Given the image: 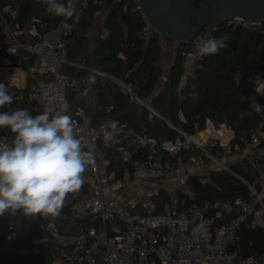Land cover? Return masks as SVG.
I'll return each mask as SVG.
<instances>
[{"label": "built area", "instance_id": "2783aa9c", "mask_svg": "<svg viewBox=\"0 0 264 264\" xmlns=\"http://www.w3.org/2000/svg\"><path fill=\"white\" fill-rule=\"evenodd\" d=\"M115 1L123 2L124 11H131L146 20L142 28L144 36L148 37L155 30L140 0ZM66 6L72 10L66 18L77 21L89 6V0H67ZM18 11L19 8L10 3L0 10L1 31L8 39L0 64L7 61L25 63V71L33 81L27 87L14 89L10 93L13 102L0 111L12 112L22 108V103H32L33 109L38 111L35 114L30 110L33 116L45 110L50 115H69L83 150H91L94 159L83 174L82 187L68 193V201L63 203L69 205L72 218L79 221L78 230L64 232L56 221L44 214L25 215L23 210H18L15 215L8 216L7 239L14 240L21 235L19 219L24 217L39 220L46 231L45 236L36 237L33 243L55 245L53 264H264V253L259 257L245 256L239 245L243 223L264 228V163L258 168L255 181L243 178L249 187L250 199L237 197L230 201L188 206L185 198L177 196V190L182 189L180 185L185 184L190 174H197L201 182H206L209 169L234 173L231 163L244 156L256 165L260 159L264 161V121L251 129L249 138L242 136L240 140H236L231 127L225 123L216 125L210 119L205 128L195 132L170 123L178 131L177 136H150L111 116L112 106H107L105 118L95 124L92 112L82 107L74 108L69 102L68 90L78 87L81 81L64 71L63 64L69 62L94 69L86 64V58L78 62L68 60L70 24L64 20L55 28L40 32V28L46 26V22H41L39 28L32 24L24 31L14 23ZM227 21L245 27L261 23L239 17ZM217 26H206L194 38L182 42L181 54L189 56L193 51L195 57L200 56L197 46L211 38ZM28 31L37 34L38 38H22ZM40 76L43 77L42 84L36 82ZM122 86L126 93L154 110L134 93L130 85ZM110 133L112 138L106 141L105 136ZM14 135L6 128L0 134V149L12 146ZM111 144H117L121 153L122 172L108 169L110 158L102 148ZM186 150L189 154L184 159L163 161V153L177 155ZM128 161L132 164H127ZM177 170L180 172L176 175ZM167 182L175 186L167 187ZM161 187H167L172 197L159 206L155 197Z\"/></svg>", "mask_w": 264, "mask_h": 264}, {"label": "trees", "instance_id": "16d2710c", "mask_svg": "<svg viewBox=\"0 0 264 264\" xmlns=\"http://www.w3.org/2000/svg\"><path fill=\"white\" fill-rule=\"evenodd\" d=\"M66 1L62 0L65 5ZM9 3L19 8L14 23H18L21 28L29 23L36 24L39 28L41 22H46V26L40 28L42 32L53 29L66 20L70 24L67 36L68 60L78 62L86 58L87 64L106 73L91 72L88 68L69 62L63 64L64 71L81 81L78 87L68 90L71 106L92 112L95 124L105 118L109 105L113 107L111 116L126 122L139 133L155 137L177 136L178 131L170 123L195 132L205 128L210 119L216 125L225 123L231 127L236 133V140H240L242 136L247 139L251 129L261 120L264 121V111L256 113L250 107L254 98L264 107V96H256L253 92L254 83L249 80L256 76L264 80V20L254 27L223 21L218 24L211 38L228 35V47L220 49L215 55L197 56L193 62L189 61V56L181 54L184 44L177 41L176 46L174 45V63L166 80L160 85L163 74L161 59L167 48L164 49L163 45L167 46L168 42L156 30L148 37L144 36L142 28L146 20L131 11H124L123 2L89 0V6L77 21L72 17H58L49 13L37 0H0V10ZM96 10L105 11L106 15L100 26L101 30L92 37L90 32L94 27ZM6 16L9 17L7 14ZM1 27L0 13V62L5 55L7 43ZM24 37L25 34L22 35ZM119 81L130 85L134 93L150 104L154 111L126 93ZM178 87L180 91H177ZM14 89L15 87H8L9 93ZM193 89L197 93L195 98L189 95ZM33 105L22 103V108L29 112L33 110L36 114L38 111L33 109ZM6 128H0V134ZM116 150L117 144H113L107 152V157L110 158L108 169L122 172L124 161L121 155L114 156ZM163 154V161L173 162L180 157L186 158L189 152L186 150L177 155ZM126 163L132 164L130 161ZM263 163L260 159L256 165L244 156L231 163L236 175L225 169H209L206 182H201L199 175L190 174L184 184L187 189H178L177 196L179 199L185 198L188 206H202L206 202L217 200L230 201L237 197L250 199V190L243 178L255 181L258 168ZM171 197L170 190L161 187L155 200L160 206L164 201L171 200ZM65 213H70L69 205L63 204L59 214L65 216ZM8 216L9 214L0 217V264H52L56 257L55 245L32 243L34 238L46 235L40 221L20 218L19 224L22 223L25 227L22 237L8 240ZM47 218L53 219L54 216L48 215ZM65 225V220L59 223L62 230ZM74 226L79 228V221ZM239 234L243 255L259 257L264 253V228L243 223Z\"/></svg>", "mask_w": 264, "mask_h": 264}, {"label": "clouds", "instance_id": "9594fccd", "mask_svg": "<svg viewBox=\"0 0 264 264\" xmlns=\"http://www.w3.org/2000/svg\"><path fill=\"white\" fill-rule=\"evenodd\" d=\"M37 3L58 17L72 11L62 0ZM228 40V35L209 38L197 46L198 52L201 56L215 55L228 47ZM249 80L256 96H264V80L259 76ZM189 95L195 98V89ZM12 102L8 87L0 83V108ZM250 107L256 113L264 111L255 98ZM5 127L15 135L12 146L0 149V217L15 215L18 210L25 215H59L66 195L82 187L83 174L94 159L93 152L84 151L75 135L74 121L67 114L50 115L45 110L33 116L27 109L17 108L0 112V128ZM111 138V133L105 136L106 141Z\"/></svg>", "mask_w": 264, "mask_h": 264}, {"label": "water", "instance_id": "95a60500", "mask_svg": "<svg viewBox=\"0 0 264 264\" xmlns=\"http://www.w3.org/2000/svg\"><path fill=\"white\" fill-rule=\"evenodd\" d=\"M148 20L166 42H186L204 27L239 17L264 20V0H140Z\"/></svg>", "mask_w": 264, "mask_h": 264}, {"label": "crops", "instance_id": "0c3cea01", "mask_svg": "<svg viewBox=\"0 0 264 264\" xmlns=\"http://www.w3.org/2000/svg\"><path fill=\"white\" fill-rule=\"evenodd\" d=\"M95 14H94V19H93V21H94V25L95 24H97L98 22H97V17H102L101 18V24H100V26L102 25V23H103V20H104V17H105V15H106V12L105 11H102V10H96L95 12H94ZM31 25H32V23H29V24H27L25 27H22L23 29H24V31H27V30H29L30 29V27H31ZM93 31V30H92ZM25 36H28L30 39H32V40H34V39H36V37H38V35L37 34H32V33H30L29 31H28V34L27 35H25ZM7 37H6V42H7ZM163 54H164V52H163ZM189 59L190 60H194L196 57H195V53L192 51V52H190L189 53ZM8 60V59H7ZM174 60H175V54H173V55H167V58L165 57V58H163L162 57V59H161V61H162V64H163V74H162V77H161V81H160V85H162L163 84V82L166 80V78H167V76H168V72H169V70H170V67H171V65L174 63ZM6 61V60H5ZM167 61H170L169 63H170V66L169 67H165V64H166V62ZM19 64V62H16V61H7V62H3V64H0V83H4L5 84V86L6 87H15V89H17V88H24V87H27L28 85H29V83H31L33 80L27 75V73H26V71H25V63H21V64ZM87 64V63H86ZM87 65H89V64H87ZM90 67H92L91 65H89ZM94 68V67H93ZM91 72H100L101 74H106V73H104V72H101L100 70H98V69H96V68H94V69H90V68H88ZM10 79H11V83H9L10 82ZM38 84H42L43 83V77L42 76H40L38 79H37V81H36ZM119 83L121 84V85H123L124 83L123 82H121V81H119ZM109 106H112V105H109ZM151 110V109H150ZM151 111H154V110H151ZM155 113H157V112H155ZM111 145H113V144H111ZM111 145H109V147H105L104 149L102 148V150H103V152H105V155L107 156V152H108V150H109V148H110V146ZM121 155V153L118 151V150H116L115 151V154H114V156L115 155ZM109 158V157H108ZM68 201V198L67 197H65V199H64V202H67ZM69 214V216H70V219H71V222L70 223H67V225H65L64 226V230H62V231H64V232H67V231H69V229H71V230H78V228L77 227H75L74 225H75V223H76V221L72 218V216H71V213H68ZM42 215V214H41ZM62 215V214H61ZM66 213H65V216H63L64 218H66ZM48 215H46V217H47ZM62 216H60V214L58 215V216H56L55 218L57 219H52V220H54V221H56L57 223H58V225H59V223L61 222V221H64L65 219L63 218ZM24 231H25V227H24V225L21 223V237H22V234L24 233ZM20 236L17 238V239H19L20 238ZM16 239V240H17ZM35 239V238H34ZM32 243H33V240H32ZM33 245H37V244H35V243H33ZM52 264H53V262H52Z\"/></svg>", "mask_w": 264, "mask_h": 264}, {"label": "rangeland", "instance_id": "374dc122", "mask_svg": "<svg viewBox=\"0 0 264 264\" xmlns=\"http://www.w3.org/2000/svg\"><path fill=\"white\" fill-rule=\"evenodd\" d=\"M101 16L100 17H97V24H95L94 25V27H93V31L92 32H90V35L93 37L98 31H100L101 29H100V24H101ZM176 44H177V41H173V43L172 42H168L167 43V48H166V50L164 51V54H163V58H167V55H173V54H175V46H176ZM175 45V46H174ZM195 60V59H194ZM193 60V61H194ZM190 62H193L192 60H189ZM170 61H167L166 62V64H165V67L167 66V67H169L170 66V63H169ZM191 67H193L192 65H191ZM180 172V170H177V171H175V173H176V175L178 174ZM175 182L176 183H179V181H178V179H175ZM166 186L168 187V186H175L173 183H171V182H167L166 183ZM181 186V188L182 189H187V187L184 185V184H181L180 185ZM171 188H173V187H171ZM67 214V213H66ZM58 216V215H57ZM60 216H62V215H60ZM56 216H54V218H55ZM63 217V216H62ZM56 219V218H55ZM57 220V219H56ZM65 222L66 223H70L71 222V219H70V217H68V214L66 215V219H65Z\"/></svg>", "mask_w": 264, "mask_h": 264}]
</instances>
